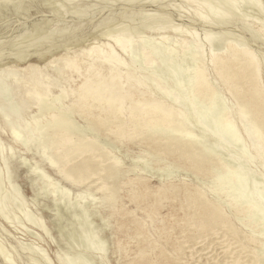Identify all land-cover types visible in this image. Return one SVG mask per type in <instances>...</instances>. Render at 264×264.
<instances>
[{
	"label": "bare ground",
	"instance_id": "6f19581e",
	"mask_svg": "<svg viewBox=\"0 0 264 264\" xmlns=\"http://www.w3.org/2000/svg\"><path fill=\"white\" fill-rule=\"evenodd\" d=\"M78 1L85 0H0V99L2 98L0 120L3 119L4 122H1L3 125H0V132L5 133L10 128L15 136L10 138L8 143L3 144L5 147L1 144L3 148L1 152H4L5 148L10 151L4 153L0 160L3 161L1 164L3 163L4 173L7 174V178L5 176L4 179L6 178L8 187L6 184L5 187L11 188L12 192L11 189L5 190V193L0 190L3 193L2 196L0 195V214L4 213L3 203L9 198L15 202L18 200L28 207L29 204L36 206L37 199L42 196L45 199L41 207L50 213L49 218L44 219L40 215L37 218L38 222L33 219V226L37 223L39 230L47 229L48 223L51 228L57 227L56 236L51 235L49 238L59 248L62 244L61 232L69 234L71 243L81 241L78 245L83 242L84 246L89 225L86 222H90L85 220L90 217L96 232H99L102 237L100 239L104 242L100 240L102 244L100 243L101 245L96 248L94 242L95 246H91L90 254L78 252L79 248L76 244L77 252L73 251L75 252L73 257L67 256L66 261L65 257H62L64 260L61 261L62 264H85L86 259H101L104 253L108 256L106 253L108 250L110 255L114 256L116 264H187L189 258L184 251L187 248L193 250L197 240L201 243L208 241L207 238L219 230L222 236L234 237V243L237 244L238 251L235 253L231 251L232 249L226 250V254L230 255L229 264H247L250 261H253L251 264H264V239H259V235L256 237L248 234H244V239H241V225L236 227L225 211L226 208H223L225 201L229 213L232 211L231 213L237 217L259 213L260 220L264 223V205L261 203L263 195L254 196L255 201L248 208H240L228 197L230 195L227 194L228 198L221 195L222 198L218 194V202H215L217 200L207 197L208 192L200 187V184L204 185L209 177L217 185V190L215 187L214 189L218 193L228 188L235 189L234 177L241 175L243 170L247 169L246 166H244L246 169L242 168L239 160H246L250 164L251 161L248 159L251 157H261L264 165V86L262 85L264 59L259 58L255 53L259 50L253 52L247 48L248 42L242 47L239 41L235 43L223 40L226 42L224 47L221 45L223 51L214 50L216 45L215 47L212 45L213 47L209 48L217 52L209 53L210 49L208 51V48H205L206 50L203 48L215 39L214 34L208 33L210 30L205 32L204 29V33L202 32L204 35L199 39L195 29L185 30L187 28L184 29L183 26L184 30H181L173 25L174 28L166 29L167 18L163 19L164 31L156 30L159 23H155L156 19L152 22L157 26L151 30L147 26L146 18L142 19L147 24L139 20L140 15L139 23H144L150 29L148 33L144 35L142 33L143 36L140 34L142 31L138 33L142 37H132L129 34L131 30L122 27L126 24L124 22V25H121L122 29L118 28V32H114V35L102 30H100L101 34L97 35V27L94 32H91L94 29L92 27V30L88 29L76 35L56 30L63 34L54 35L55 24L70 16L65 9L66 3L70 5ZM119 1H126L128 7L135 2L115 0V2ZM240 1L249 5V8L255 12L262 10L260 0H183L184 4L192 8L190 10L193 17L210 27L232 22L235 14L237 15L238 3L241 5ZM142 2L146 3L147 0ZM87 3L90 4V1ZM247 6L241 7L242 13H245L243 10ZM74 12L78 13V8ZM246 12L248 13V10ZM147 13L143 16L147 17ZM242 13V25H251L249 27L251 30L248 29V32L251 31L253 37L264 39V19L262 21L260 17L259 19L256 17L258 19L255 18L256 22L261 20L263 23L255 25L253 21L248 22V19H244L247 15L244 16ZM250 13L248 16L251 15ZM81 14L79 12V16ZM150 14L148 13V16L151 17ZM75 15L73 14L74 17ZM130 15L133 16L131 12ZM118 16L120 19V15ZM128 19L130 25H135V23L131 24L132 19ZM11 21L16 23L14 28L10 24ZM102 21L104 25L109 18H103L99 22ZM177 25L180 27L179 24ZM107 27L105 25V28ZM132 28L131 26L130 29ZM218 33L216 32V35ZM230 34L229 31V36ZM104 35L109 39L101 40L100 37ZM231 39L235 38L231 37ZM168 42H171L172 46L176 44L177 47L182 46L181 48L186 50L178 51L176 47H170ZM220 42L222 43V40ZM74 48L78 49L71 51ZM259 53L264 54V52ZM61 81L64 82V86L60 84ZM212 81L216 83H213L214 86ZM217 88L225 100L229 99L228 111H223L225 103L217 96ZM66 99L67 103H61ZM29 109H31L30 113ZM26 113H29V116ZM24 114L28 118L31 117L29 121H25ZM242 130L248 132V138L241 136ZM22 132L26 134L27 141L32 139V135H38L37 145L47 151L44 156L35 159V152L29 148L21 149L24 143L18 135ZM21 143L23 145H20ZM228 144H232V148L242 145L244 151H241L240 156H236L232 153V148L229 149ZM28 152L31 153V157L26 155ZM243 152H246L245 154L249 152L251 157H244ZM218 154L223 158L218 159ZM30 162H33V165ZM21 167L25 169L31 195H27L23 186L16 180V170ZM261 174L264 182V171H261ZM187 178L189 181L186 180ZM61 181L62 184L78 189L74 191L68 186L71 191L65 189L66 187L62 190L58 186ZM256 187L257 185H254L252 192ZM209 189L208 191L212 190ZM84 190L88 191L87 194ZM237 192L239 191L234 195L238 198ZM223 194L225 195V192ZM241 194L243 196V193ZM84 196L93 197L92 201L79 202V198ZM20 206H18L20 212L17 210L16 212L22 214L23 210L21 212ZM14 215L13 217H16ZM4 216L2 220H10V217ZM28 217L25 218V223L30 219V216ZM18 219L17 224L20 220ZM244 226L248 227L247 224ZM23 230H25L24 226ZM90 230L95 234L94 229L92 231L89 227ZM89 233L88 235L92 234ZM258 240L262 257L245 254L246 248L256 244ZM100 241L97 243L99 244ZM71 243L70 245L74 244ZM85 247L84 251L88 249ZM194 250L193 252L189 250L192 252L190 257L196 254ZM9 256L10 254L8 255L0 244V264H12V257ZM48 263L51 264L49 261Z\"/></svg>",
	"mask_w": 264,
	"mask_h": 264
},
{
	"label": "rangeland",
	"instance_id": "374dc122",
	"mask_svg": "<svg viewBox=\"0 0 264 264\" xmlns=\"http://www.w3.org/2000/svg\"><path fill=\"white\" fill-rule=\"evenodd\" d=\"M88 1H90V4L89 3H87ZM106 1V0H105ZM104 0H96V1H93V0H85V1H83V2H80V1H78L77 3H73V4H70V5H68L67 3H66V5H65V9L69 12V13H67L68 15H70V16H68V17H71V18H68V17H66V19H64L62 22L60 21V22H58L57 24H55L56 26H55V30H54V32H55V34H54V32H53V34L54 35H56V33H60L61 32V30H62V32L63 33H68V34H71V35H73V34H79L80 32H82V31H86V30H88V29H93L92 27H94V29L91 31V32H94V31H96V27H97V30L98 31H96L95 33L98 35V34H101L100 32V30H102V32H107V34H109V35H114L115 33H117L118 32V28H121V25H124L123 24V22L124 23H126L124 26H122L123 28H131V26L136 30V29H138V30H136V32H135V30L132 28V29H126V30H131V31H133V32H131L130 31V35L132 36V37H142L144 34H146V33H148V31L151 29V30H154L156 27L155 26H157V24H155V23H158V28H156V30H159V31H164L165 30V25H163L164 24V20H166V18H167V20H166V29L168 28H174V27H176V29L178 28H181V30H184L185 28H187V29H185V30H194V31H196V33H197V37L200 39V38H202L203 37V33H204V31L205 32H208L209 30V32L208 33H210L211 35H213L214 37H215V39H217V40H213V42H215V43H211V44H208V45H206V46H204V48L203 49H205V48H208V51H209V49L210 48H212L213 46L215 47V45H216V47L215 48H213L214 50L215 49H221L222 50V46L226 43V42H224L223 40H226V41H230V42H235V43H237L238 41V43L239 44H242V47H245L247 44V42L249 43V45H247V48H249L250 50H252L253 52H255V51H257V50H259V51H257V52H255L257 55H258V57L259 58H261V59H264V54H262V53H259V52H264V42H263V38L262 37H258V36H254L253 37V35H251V31H249L248 32V29H249V27H251V25L249 26V25H242V20L241 19H243L242 17V15H241V13H242V10L241 9H243V8H241V7H245V6H247L243 1H240V3H241V5L238 3V8L236 9V13H237V15L235 14V16L233 17L234 19H233V21L232 22H230V23H228V24H226V25H212V27H210L207 23H201L195 16L193 17V13H192V8L190 7V6H188V5H186V4H184V2H183V0H147V2L145 3V2H142V1H146V0H138V2H137V0H132V2L133 1H135L133 4H131V6H127V5H129V4H127V2L126 1H121V2H123V3H121L120 1L119 2H115V0H109L108 2L106 1L105 2ZM111 1V2H110ZM151 1V2H150ZM153 1V2H152ZM174 3H173V2ZM99 2H100V5H99ZM112 2L113 3H115L114 5L112 4ZM125 2H126V4H125ZM160 2V3H159ZM170 2V3H169ZM260 2H261V9L263 10L264 9V0H260ZM111 3V4H110ZM136 3L138 4V5H136ZM155 3V4H154ZM159 3V4H158ZM175 3H176V5H175ZM181 3H183V4H181ZM77 4V5H76ZM93 6H92V5ZM168 4V5H167ZM180 4V6H178ZM108 5V6H107ZM125 5V6H124ZM136 5V6H135ZM143 5V6H142ZM155 5V6H154ZM185 5V6H184ZM91 6H92V9H91ZM102 6V7H101ZM105 6V7H104ZM133 6V7H132ZM154 6V7H153ZM163 6V7H162ZM164 6H166L165 7V9H164ZM174 7L173 9L172 8H170V7ZM183 6V7H182ZM186 6H188V7H190L189 9H187L188 7H186ZM225 6H227L226 4H225ZM66 7H68V8H66ZM76 7V8H75ZM81 7H82V10H81ZM100 7V8H99ZM119 7V8H118ZM120 7H122V9L120 8ZM124 7H125V9H124ZM177 7V8H176ZM228 7V6H227ZM248 7V8H247ZM246 7V9L245 10H243V11H245V13L243 14L244 16L245 15H247V17L245 16L244 17V19L246 18V19H248V22L249 21H253L254 23H255V25H257V24H262L264 21L262 20V19H264V15H263V13L264 12H262V10L261 9H259V10H261V11H258V10H256L257 12H255V11H253V9H250L249 8V5ZM77 8H78V13H75L74 11H77ZM84 8H88V10H86L85 9V11L83 10ZM95 8V10H93ZM102 8V9H101ZM106 8V9H105ZM110 8V9H109ZM130 8V9H129ZM182 8V9H181ZM186 8V9H185ZM69 9H72L71 11H72V13L75 15H78L77 17H76V15H75V17L73 16V14L71 13V11H69ZM79 9L81 10V11H79ZM101 9V10H100ZM106 10V11H104V10ZM112 9V10H111ZM127 9H129V10H127ZM131 9H132V11H131ZM143 10V11H141V10ZM174 9H177V10H179V11H177V10H174ZM191 9V10H190ZM97 10H100V11H97ZM104 12H103V11ZM107 10H109V11H107ZM125 10V11H124ZM136 10H137V12H136ZM148 10H149V12H148ZM158 12H157V11ZM165 10V11H164ZM172 10H174V11H172ZM182 10V11H181ZM186 10V11H185ZM187 10H189V11H187ZM241 12H240V11ZM248 10V13L246 12ZM249 10H250V12H249ZM95 11V12H94ZM121 11V12H120ZM122 11L124 12V13H122ZM128 11H130L131 12V14L133 15V16H131L130 15V12H128ZM140 11V12H139ZM144 11H146V13L148 12L150 15H152L151 17L150 16H148V13H147V17L149 18H147L146 16H143L144 14L146 15V13L144 12ZM151 11V12H150ZM154 11V12H153ZM177 11V12H176ZM264 11V10H263ZM79 12H80V14H81V12H82V14L81 15H83L82 17H81V15L79 16ZM93 12V13H92ZM113 12V13H112ZM117 12V13H116ZM121 14H120V13ZM134 12V13H133ZM142 12H144V13H142ZM162 12V13H161ZM260 12V13H259ZM262 12V13H261ZM87 13V14H86ZM107 13V15H104V14H106ZM119 13V14H118ZM139 13H141V14H139ZM152 13H154V15L152 14ZM155 13H156V15H155ZM176 13V14H175ZM177 13H178V16H177ZM181 13V14H180ZM192 13V14H191ZM251 14V15H249L248 16V14ZM256 13V14H255ZM71 14H72V16H71ZM88 14H89V16H88ZM112 14V15H111ZM115 14H118V15H120V19H119V16L118 15H116L115 16ZM129 14V15H128ZM137 14V15H136ZM167 14H169V15H167ZM257 14H259V16L257 15ZM260 14H261V16H260ZM87 15V16H86ZM126 16L127 15V17L128 18H130V20L132 19V21H131V24H133V23H135V25L133 24V25H130L129 23H128V21H129V19L127 18V17H124V16ZM139 15H140V18H139ZM161 15V16H160ZM166 17H165V16ZM181 15V16H180ZM241 15V16H240ZM263 15V16H262ZM98 16V17H97ZM111 16V17H110ZM124 17V18H122V17ZM130 16V17H129ZM137 16V17H136ZM154 16H155V18H154ZM161 18H160V17ZM254 18H253V17ZM85 17V18H84ZM133 17V18H132ZM157 17V18H156ZM159 17V18H158ZM162 17H165V18H162ZM176 17V18H175ZM191 17V18H190ZM239 19H238V18ZM241 17V18H240ZM258 18V17H260V19L263 21H258V22H256V20H255V18ZM263 17V18H262ZM84 18V19H83ZM94 18H97L96 20L94 19ZM103 18H109V21L108 22H110L111 24H112V22H113V24H112V27L113 26H116V25H119L120 27H118V26H116V27H113L114 28V30H113V28L112 27H110L111 26V24L110 23H106V24H104V25H102V23H103V21L102 22H99V21H101ZM115 18V19H114ZM122 18V19H121ZM138 18H139V20L141 19L143 22H144V20L143 19H145V21L148 23V25L147 26H149V28L146 26V25H144V23H139L140 21L138 20ZM143 18V19H142ZM150 18H153V20H151ZM169 18V19H168ZM186 18V19H185ZM191 20H190V19ZM193 18H195V19H193ZM249 18L251 19V20H249ZM256 18V19H257ZM110 19H112V20H110ZM135 21H134V20ZM148 19V20H147ZM154 19H156L155 21H157V22H155L154 21ZM158 19V20H157ZM161 19V21H159ZM164 19V20H163ZM175 19V20H174ZM253 19V20H252ZM259 19V18H258ZM257 19V20H258ZM82 20V21H81ZM94 22H93V21ZM119 20V21H118ZM121 20H122V22H121ZM124 20V21H123ZM127 22H126V21ZM255 20V21H254ZM75 21V22H74ZM92 21V22H91ZM149 21H151V22H149ZM155 22V23H153V22ZM168 21V22H167ZM189 21H191V22H189ZM194 21V23L192 24V22ZM92 24H91V23ZM97 22V23H96ZM120 22L122 23V24H120ZM162 22V23H161ZM197 22V23H196ZM61 23V24H60ZM115 23V24H114ZM119 23V24H118ZM138 23V24H137ZM147 23H145V24H147ZM170 23H173V24H170ZM183 23H184V25H183ZM10 24H12L13 26H12V28H14V25L16 24V23H13L12 21L10 22ZM69 24V25H68ZM96 24H98L97 26H96ZM108 24H109V26H108ZM150 24V25H149ZM152 24V25H151ZM153 24H155V25H153ZM160 24V25H159ZM177 24H179L180 25V27H177L176 25ZM189 24H190V27H189ZM200 24H201V26H200ZM65 25H66V27H65ZM103 26V27H101V26ZM105 25H106V27L107 28H105ZM128 25H130V26H128ZM138 25V26H137ZM141 25V26H140ZM142 25H143V28H141L142 27ZM171 27H170V26ZM174 27H173V26ZM188 25V26H187ZM191 25L193 26V27H191ZM208 26V27H206V26ZM235 25V26H234ZM243 26V28H242V26ZM91 26V27H90ZM140 26V27H139ZM160 26H162V27H160ZM184 26V27H183ZM185 26H187V27H185ZM204 26V27H203ZM219 26V27H218ZM223 26V27H222ZM232 26V27H231ZM248 26V27H247ZM68 27V28H67ZM72 27V28H71ZM77 27V28H76ZM98 27H99V29H98ZM110 27V28H109ZM136 27V28H135ZM155 27V28H154ZM184 29H183V28ZM236 28V29H234V28ZM54 28V27H53ZM57 28V29H56ZM63 28V29H62ZM100 28H102V29H100ZM104 28V29H103ZM112 28V30H109V29H111ZM160 28V29H159ZM162 28V29H161ZM202 28V30H200ZM206 28H209V29H206ZM214 28V29H213ZM218 28H222L223 29V31H222V29H218ZM229 28H231V29H229ZM67 30V32H65V30ZM122 29V28H121ZM142 29V30H141ZM144 29V30H143ZM205 29V30H204ZM234 29V30H233ZM247 29V31H245ZM56 30H59V31H57L56 32ZM70 30V31H69ZM116 30V31H115ZM204 30V31H203ZM231 30H233V31H231ZM249 30H251V29H249ZM109 31V32H108ZM120 31V30H119ZM139 31V32H138ZM142 31V32H141ZM158 31V32H159ZM225 31V32H224ZM229 31H230V33L232 34H230V36H229ZM239 31V32H238ZM71 32V33H70ZM111 32V33H110ZM115 32V33H114ZM141 32V33H140ZM201 32V33H200ZM203 32V33H202ZM216 32H219L218 34H219V36H218V34L216 35ZM63 33H60V34H63ZM113 33V34H112ZM132 33L135 35H132ZM136 33V34H135ZM138 33H140L141 35H142V33H143V35L142 36H140ZM221 33H223V35L221 36ZM248 33V34H247ZM57 34V35H58ZM138 34V35H137ZM224 34H226V35H224ZM108 35V36H109ZM234 35H235V37H234ZM224 36H225V38H224ZM227 36H228V38L230 39H228L227 38ZM109 37H111V36H109ZM218 37H219V41H218ZM222 37V38H221ZM231 37L232 38H235V39H231ZM245 37V38H244ZM258 37V38H257ZM101 38V40H105V39H109L108 37H107V35L105 36H101L100 37ZM99 38V39H100ZM102 38H104V39H102ZM221 38V39H220ZM244 38V39H243ZM252 38V39H251ZM260 38V39H259ZM228 39V40H227ZM242 39V40H241ZM258 39V40H257ZM222 40V43L220 42ZM235 40H237V41H235ZM95 41V40H94ZM93 41V42H94ZM244 42V43H243ZM256 42V43H255ZM220 43V44H219ZM261 43V44H260ZM263 43V44H262ZM168 44H169V46L170 47H173V48H175V49H177L178 51H180V49L182 50V51H185L186 50V48L185 49H183V48H181L179 45V47H177V45L175 44H173L174 46H172L171 45V42H168ZM245 44V45H244ZM255 44V45H254ZM213 45V46H212ZM220 45V46H219ZM222 45V46H221ZM225 46V45H224ZM223 46V47H224ZM210 47V48H209ZM219 47V48H218ZM259 47L261 48V49H259ZM252 48V49H251ZM76 49H78V48H74V49H72L71 51H74V50H76ZM257 49V50H256ZM206 50V49H205ZM218 50V51H219ZM220 50V51H221ZM223 50H224V48H223ZM222 50V51H223ZM208 51H206L207 53H208ZM213 50L212 49H210V51H209V53L210 52H212ZM215 52H217V51H213V53H215ZM206 54V53H205ZM262 55V56H261ZM206 59H207V57H205ZM262 69V68H261ZM189 72H190V69L188 70ZM262 72H264L263 71V69H262ZM49 73H50V71H49ZM51 74V73H50ZM212 80V79H211ZM63 83L64 82H62L61 81V83L60 84H62L63 85ZM212 83V85H213V83H214V81H212L211 82ZM214 84H216V83H214ZM262 85L264 86V82L262 81ZM64 86V85H63ZM214 86V85H213ZM59 89V88H58ZM218 89V88H217ZM216 93H217V96L219 97V99L223 102V103H225V107H224V110L223 111H228V109H229V106H230V102H229V99H226L225 100V98H224V96H222V94H221V92H220V90L218 89V91L216 90ZM228 96V95H227ZM226 96V97H227ZM2 99V98H1ZM1 99H0V101H1ZM67 100V99H66ZM62 101L61 103H67L68 102V100L67 101ZM218 101V100H217ZM226 101V102H225ZM2 102V101H1ZM215 102V101H214ZM229 104H228V103ZM2 104V103H1ZM1 106V105H0ZM1 109V108H0ZM28 112L30 113L31 112V109H29L28 110ZM29 113H26V115L27 116H29ZM25 115V114H24ZM25 115V117L27 118H25L24 116H22L23 118H25V121H29V119L31 118V117H27ZM1 117V116H0ZM22 118V119H23ZM77 118V117H76ZM78 119V118H77ZM1 122L2 123H4L3 122V119H1L0 120V125L2 126L3 124H1ZM7 130V129H6ZM12 130V129H11ZM244 130V129H243ZM242 130V131H243ZM247 130V129H246ZM249 131V130H248ZM250 132V131H249ZM21 133V132H20ZM244 133H246L245 135H244ZM14 133H13V130L12 131H10V128L5 132V133H1L0 132V156H1V158L0 159H2V156H3V154L4 153H9L8 152V150L9 149H7V148H5V150H4V152H1V149H3L2 148V145L4 144V143H8L9 142V139L10 138H12L14 135H13ZM19 133H17V135H18ZM25 135L26 134H23V132H22V134H20V135H18V137L19 138H21L22 139V143H24V145L21 143L20 145H23V147H25V148H23L22 146H21V149H26V148H29L32 152H35V159L37 158V159H39L40 158V156H44V154L47 152H45V150L43 149V148H41L40 146H38L37 145V141H38V135L36 136V134L35 135H32L33 137H32V139L29 141H27V137H25ZM247 135H248V132L247 131H243V132H241V136H243V137H246V138H248L247 137ZM36 136V137H35ZM15 137V136H14ZM17 138V137H16ZM19 138H17V139H19ZM23 138H25V139H23ZM20 139V140H21ZM23 141H26V142H23ZM227 143V142H226ZM2 144V145H1ZM229 146V149H231L232 148V146L230 145V144H228ZM4 146V145H3ZM241 147H238L237 148V146L236 147H233L231 150H232V153H234L236 156L238 155V156H240L241 155V151H244V149L242 150V148H243V146L242 145H240ZM5 147V146H4ZM32 148V149H31ZM236 148V149H235ZM7 149V150H6ZM236 150V151H235ZM31 151H29V152H31ZM27 153L26 155L28 156V157H31V153ZM246 152H243V156L244 157H246V158H249V156L251 157V154L248 152L247 154H245ZM249 154V155H248ZM222 155H220V154H218L217 155V157H218V159H222L223 158V156L221 157ZM245 160V159H244ZM248 160H250L251 161V163L250 164H248L247 162H246V160L245 161H243V159H241V160H239L238 162L240 163V165L242 164V168L244 169H246V167H247V169L244 171L243 169V173L241 174V175H239V176H235L234 177V179H236V181H234L235 182V184H236V187L235 186H233L232 185V187H235V189L234 188H228L227 186H224V187H226V188H228V190L227 189H224L223 191H221V192H217L216 190V187H217V185L214 183V182H212L211 180H210V178L208 177L207 178V182L203 185V184H200V187L205 191L206 190V192H208V193H206L207 194V197H209L210 199H212V200H217V201H215V202H218V194H220V196L221 195H223L225 198H230V199H232V200H234L235 202H236V205L237 206H239L240 208H245V207H249V206H251V203L253 202V201H255V199H254V196H256V195H260V196H262L261 197V199H262V201H261V203L264 205V182L262 181V174H261V171H264V165H263V162H262V158L260 157H251V159H248ZM1 161L2 160H0V175H1V177L2 178H0V180H2V181H0V184H3V185H1L0 187H3V188H0V190H2L3 192L5 191V190H10L11 188H9V189H7L6 187H8V184H7V180H5L6 178H7V174L6 173H4L5 171L3 170L4 168V165L2 166V164H1ZM3 162V161H2ZM260 163V165H259V163ZM32 165H33V162H30ZM261 163H262V165H261ZM248 164V165H247ZM257 164H258V166H260V167H258L257 166ZM250 165V166H249ZM256 165V166H255ZM244 166H246V167H244ZM249 167L251 168V169H249ZM258 167V168H257ZM254 168V169H253ZM240 169H241V167H240ZM50 170V169H49ZM251 170H252V172H251ZM255 170V171H254ZM261 170V171H260ZM51 171V170H50ZM25 169L24 168H17V170H16V180L23 186V189H24V191H25V193L27 194V195H31V188H30V186L28 185V181L26 180L27 178H26V175H25ZM257 172V173H256ZM5 174V175H4ZM261 175V176H260ZM6 176V178L4 179V177ZM254 178H253V177ZM243 178H245L244 180H243ZM233 179V180H234ZM186 180H188L189 181V179L187 178ZM241 180H243L242 182H241ZM246 180V181H245ZM251 180H252V182H251ZM195 181V180H194ZM247 184H246V183ZM256 182L258 183V184H256ZM260 182V183H259ZM239 183H241V185L239 184ZM5 184H6V187H5ZM60 184H61V186H60ZM214 184V185H213ZM239 185V186H238ZM247 185V186H246ZM254 185H257V187H256V190L254 191L255 192V195H253V193L254 192H252V189L254 188ZM59 187H61V189L63 188H65V189H69V191H71L70 190V188L68 187V186H70V185H66V184H62V181L59 183V185H58ZM64 186V187H63ZM213 186V187H212ZM258 186H260V187H258ZM71 188H73L74 189V191H76L77 189H78V187H74V186H70ZM214 187H215V189H214ZM223 187V186H222ZM241 187H243V188H240ZM206 188H210L209 190H214V191H208V189H206ZM236 188H237V190H236ZM258 188V189H257ZM62 189V190H63ZM64 189V190H65ZM231 189V190H230ZM243 189V190H242ZM246 189H248V191L246 190ZM261 189V190H260ZM242 190V191H241ZM245 190V191H244ZM2 191L0 192V195H1V193H2ZM229 191H231V192H229ZM234 191V192H233ZM236 191H241L240 193L239 192H237V195H238V198L236 197V195H234V193L236 194ZM247 191V192H246ZM251 191V192H250ZM6 192V191H5ZM4 192V193H5ZM11 192H12V189H11ZM84 192H85V194H87V192H86V190H84ZM225 192V195L223 194ZM227 192V193H226ZM261 194H260V193ZM216 193V194H215ZM241 193H243V196H242V194ZM247 195H246V194ZM13 195V193H10V195ZM227 194L228 195H230V196H228V197H226L227 196ZM246 196H245V195ZM250 194V195H249ZM2 195H3V193H2ZM1 195V196H2ZM10 195H9V197H10ZM217 195V196H216ZM231 195H232V197H231ZM241 195V196H240ZM223 196H221L222 198H223ZM234 196V197H233ZM259 196V197H260ZM85 197V199L83 200V198ZM84 197H82V198H79V202H84V201H88L89 200V202H91L92 201V198L93 197H91V196H84ZM224 198V199H225ZM44 199L45 198H43L42 196H39V198L37 199V201H36V206H34L33 204H29L28 205V207L26 206V205H22V203L20 202V201H18V200H16V202H18V203H16L15 201H12V199L10 200V198L8 199V201H11V202H8L7 200H5L4 201V203H3V206L5 207L4 208V213L2 212V214H4V215H6L7 217H10L9 219L10 220H4L5 219V216L3 217L4 219V221H6V222H4L3 220H2V217H1V215L2 214H0V244L3 246V248H4V250L5 251H7V253H8V255L10 254V258H11V263L12 264H43V263H45V262H47V263H45V264H50V263H48V261L49 262H51V264H62V260H63V258H64V260L66 261V258H68V257H73V255L75 254V252L73 253V251H76L77 252V248H79L78 249V252H82V253H89L90 254V252L89 251H92L91 250V246L93 247V246H95L94 248H96V247H98V246H100L101 244H102V242H104L103 241V239L101 240L100 238H102L101 236H100V234H99V232H96L97 230L95 229V227H94V224H93V222H92V219L89 217V219L87 218L85 221H90V222H86V223H88L87 225V237H85V242H84V246L82 245L83 244V242H82V244H80V246L78 245L80 242L79 241H73L74 242V244L73 245H70V241H69V234L68 233H66V232H61V239H62V244L60 245L61 247L59 248L58 246H57V244L55 243H53L52 242V239H50L49 237H51V235L52 236H56V231H58V229H57V227H55V228H51V226H50V224L48 223V226H47V229H41V230H39V228H38V224L37 223H34V225L35 226H33V219H34V221H36V222H38L37 221V218L41 215L44 219H48L49 218V214L50 213H48L47 211H45V209L43 208V207H41V203L44 201ZM74 201L76 200V199H74V197L72 198ZM238 200H239V203H237L238 202ZM243 202H242V201ZM241 201V202H240ZM6 202V203H5ZM19 202L21 203V205L22 206H20V204H19ZM221 202H223L222 200H221ZM7 203H8V206H7ZM9 203H12L11 205L9 204ZM246 203H247V205H246ZM5 204V205H4ZM14 204H19V205H17V206H15ZM226 203H225V201L223 202V208L225 209V211L227 212V214L231 217V220L233 221V223L235 224V226L236 227H240V225H241V229H242V232H241V236H240V238L241 239H244L243 237H244V234L246 235V234H248V235H259V239L261 238L262 240L264 239L263 237H264V223L262 222L263 220H260V217H259V213L258 214H245V216L244 215H240V216H235L233 213H229V209H228V206H227V204L225 205ZM250 204V205H249ZM10 206V208H6V207H9ZM13 208H12V207ZM18 206H20L21 207V212H22V210H23V212H22V214L20 213L19 214V212H20V208L18 207ZM25 206V207H24ZM260 206H262V205H260ZM17 207V208H16ZM23 207V208H22ZM14 208H15V210H14ZM8 209H9V212H8ZM11 209V210H10ZM19 209V210H18ZM44 209V210H43ZM229 211H228V210ZM7 210V211H6ZM16 210L17 211H19V212H16ZM26 210V211H25ZM7 212V214H6V212ZM11 212H13V213H11ZM30 213V214H26V213ZM9 213V214H8ZM12 215H11V214ZM15 214V215H14ZM27 215V216H25V215ZM232 214V215H231ZM13 215L14 216H16V217H13ZM21 215V216H20ZM34 217H33V216ZM18 216V217H17ZM23 216V217H22ZM28 216H30V219H27V223H25L24 221H26V219L25 218H29ZM33 218H32V217ZM37 216V217H36ZM252 216H254V217H252ZM16 218V219H14L13 220V218ZM20 220H19V219ZM31 218H32V220H31ZM36 218V219H35ZM17 219L19 220V222H21V223H19L18 222V224H17ZM250 219V220H249ZM28 220H30V222L28 221ZM14 221L16 222V223H14ZM239 221V222H238ZM246 221V222H245ZM92 222V223H91ZM91 223V224H90ZM239 225H238V224ZM16 224V225H15ZM20 224H21V226H20ZM32 224V225H31ZM37 224V225H36ZM93 224V225H92ZM245 224H247L248 225V227H246V226H244ZM254 224V225H253ZM13 225V226H12ZM20 227H19V226ZM257 225H258V228H257ZM23 226L25 227V230H23ZM91 226L92 227H94V228H91ZM242 226H244V227H242ZM89 227H90V229H92V231H93V229H94V231L93 232H95V234L94 233H92L91 232V230L89 231ZM251 227V228H250ZM244 228V229H243ZM16 229V230H15ZM27 229V230H26ZM246 229H248V231L246 230ZM3 230V231H2ZM31 231V233H33V234H31L30 233V231ZM43 230H46L47 232H45V231H43ZM254 230V231H253ZM260 230V231H259ZM15 231V232H14ZM18 231V232H17ZM25 231H26V233H25ZM221 230H219L216 234H214V235H211V236H209L208 238H207V240L208 241H202V243L200 242V240L198 241L197 240V243L193 246V250H194V248L196 249V250H194V251H196L195 253L196 254H193V256H191L190 257V254L193 252V250H191L190 248H187V250H185L184 252H185V255H187L188 256V258H189V261H188V263L187 264H220L221 263V261H222V263L221 264H229V262L231 261L230 260V255H227L226 254V250H230V249H232L231 251L232 252H236V251H238V248H237V244L236 243H234L235 241H234V237L232 238V236H230V235H227V236H222V233L220 232ZM246 231V232H245ZM4 232V233H3ZM29 232V233H28ZM44 234H43V233ZM92 233L91 235L93 236L94 235V237H95V239L97 240V241H94L95 239H94V237H92L91 235H88V233ZM30 234V235H28V234ZM89 233V234H90ZM97 233V234H96ZM262 235H261V234ZM10 235V236H8V235ZM45 234H46V236H45ZM98 234H99V236H98ZM32 235H34L33 237H32ZM50 235V236H49ZM260 235H261V237H260ZM48 236V237H47ZM98 236V237H97ZM256 236V237H257ZM89 237V238H88ZM93 238V240L91 239V238ZM38 238V239H37ZM48 238H49V240H48ZM89 240H88V239ZM215 238V239H214ZM28 239V240H27ZM99 239V240H98ZM40 240H42V241H40ZM88 241V245H89V247H88V245H87V241ZM93 242H92V241ZM102 242H101V241ZM218 240H220L219 242H217ZM31 241V242H30ZM34 241V242H33ZM68 241H69V244H68ZM89 241H91L90 242V244H92V245H90L89 244ZM98 241H100L99 242V244L97 243ZM264 241V240H263ZM72 242V243H73ZM76 242V243H75ZM78 242V243H77ZM96 244H95V243ZM22 243V244H21ZM27 244V245H25V244ZM44 243V244H43ZM71 243V244H72ZM101 243V244H100ZM77 244V246H75ZM86 244V245H85ZM95 244V245H94ZM98 244V245H97ZM235 244V245H234ZM7 245H9V246H7ZM12 245V246H11ZM13 245H14V247H13ZM33 245V247H31ZM81 245L83 246V247H81ZM213 245V246H212ZM24 246V247H23ZM25 246H27V247H25ZM88 248H86V247ZM202 246V247H201ZM254 246V247H253ZM10 247V248H9ZM75 247V248H74ZM77 247V248H76ZM84 247L87 249V250H85L84 251ZM209 247V248H208ZM211 247V248H210ZM13 248V249H12ZM27 248H29V249H27ZM32 248V249H31ZM35 248H37V249H39V250H37V249H35ZM71 248V249H70ZM83 248V249H82ZM255 248V249H254ZM258 248V249H257ZM61 249V250H60ZM212 249V250H211ZM248 249V250H247ZM13 250V251H12ZM25 250V251H24ZM32 251V252H30V251ZM35 250V251H34ZM37 250V251H36ZM42 250V251H41ZM59 252H58V251ZM72 250V251H71ZM192 251V252H190V251ZM204 250V251H203ZM13 253H12V252ZM40 251V252H39ZM250 251V252H249ZM27 252V253H26ZM36 252V253H35ZM39 252V253H38ZM243 252V251H242ZM12 253V254H11ZM22 253V254H21ZM31 253V254H30ZM32 253H34V254H32ZM46 255V257H45V255ZM72 253V254H71ZM106 253H108V256L104 253V257L103 258H98V259H92V258H90L89 260L88 259H86L88 256L86 255V254H84V256H86V258H84V259H86V261L88 262H86L87 264H89V262H91L90 264H116V260H115V258H114V256H112V255H110V252H109V250L106 252ZM16 254V255H15ZM36 254V255H35ZM56 254H57V259H56ZM62 254H64L63 256H62ZM67 254V255H66ZM245 254H247V255H251L252 254V256L254 255V256H257L258 258H260V257H262V255H261V251H260V243H259V240H258V242L256 243V244H253V245H249L247 248H246V250H245ZM244 254V255H245ZM21 255V256H20ZM42 255H44V256H42ZM55 255V256H54ZM221 255V256H220ZM242 255H243V253H242ZM68 256V257H67ZM112 256V257H111ZM42 257V258H41ZM63 257V258H62ZM28 258V259H27ZM32 258V259H31ZM48 258V260L46 261V259ZM60 258H61V260H60ZM89 258V257H88ZM200 260H199V259ZM206 258H208V259H206ZM36 259V260H35ZM45 260V262H44V260ZM53 259H55V260H53ZM59 259V260H58ZM106 259V260H105ZM35 260V261H34ZM38 260V261H37ZM42 260H43V262H42ZM63 260V261H64ZM73 260L75 261V259L73 258ZM104 260V261H103ZM114 260H115V262H114ZM191 260V261H190ZM205 260V261H204ZM216 260V261H215ZM1 261V260H0ZM60 261V262H59ZM98 261H99V263H98ZM107 261V262H106ZM193 261H194V263H193ZM35 262V263H34ZM84 262V263H85ZM200 262V263H199ZM85 263V264H86ZM251 263H253V261H250V262H248L247 264H251Z\"/></svg>",
	"mask_w": 264,
	"mask_h": 264
}]
</instances>
